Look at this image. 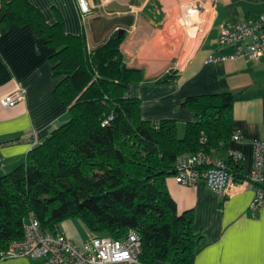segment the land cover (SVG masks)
<instances>
[{
	"label": "trees",
	"instance_id": "1",
	"mask_svg": "<svg viewBox=\"0 0 264 264\" xmlns=\"http://www.w3.org/2000/svg\"><path fill=\"white\" fill-rule=\"evenodd\" d=\"M0 13L2 32L31 25L55 50V92L70 113L24 163L0 177V253L24 238L33 213L51 232L69 220L116 240L136 231L142 264H194L200 238L193 212L178 211L167 180L180 155L210 154L231 141L234 94L189 97L183 107L195 119L180 137L176 120H145L141 99L128 96L130 84L143 81V74L126 64V32L115 30L90 48L85 28L68 34L62 21L48 24L28 0H1ZM173 80L170 72L157 82ZM231 168L237 180L245 178L244 164L231 162Z\"/></svg>",
	"mask_w": 264,
	"mask_h": 264
},
{
	"label": "crops",
	"instance_id": "2",
	"mask_svg": "<svg viewBox=\"0 0 264 264\" xmlns=\"http://www.w3.org/2000/svg\"><path fill=\"white\" fill-rule=\"evenodd\" d=\"M28 1L48 24L62 21L72 35H80L85 28L89 47L99 45L91 24L97 17L92 14L83 21L75 0ZM118 2L130 6V11L102 8L100 17L135 16L121 47L128 67L143 74V81L128 89L129 97L141 99L142 118L176 120L179 136L184 137L186 125L195 119L194 111L183 107L189 97L233 93L234 129L241 131L242 140L231 139L209 155L213 160H229L232 150L241 151L246 173L253 162L254 142L264 139V54L259 62L210 61V57L232 51L219 46L222 26L263 15L264 0ZM54 52L31 25H15L5 33L0 28V177L24 163L35 146L70 119L55 92L58 81L50 60ZM170 72L175 80L157 82ZM17 91L23 93V101L6 107L4 99ZM167 184L178 211L193 212L194 231L200 238L194 264H264V205L256 213L250 208L256 186L246 184L224 199L204 180L182 185L171 176ZM59 229L78 245L94 236L82 220L66 221ZM0 264L47 263L20 257Z\"/></svg>",
	"mask_w": 264,
	"mask_h": 264
},
{
	"label": "built area",
	"instance_id": "3",
	"mask_svg": "<svg viewBox=\"0 0 264 264\" xmlns=\"http://www.w3.org/2000/svg\"><path fill=\"white\" fill-rule=\"evenodd\" d=\"M83 21L93 10L106 6L113 0H75ZM221 48H230L229 53L214 54L210 61H228L239 58L259 62L264 54V14L250 16L243 20L226 23L219 37ZM24 95L17 91L4 99L6 107H14L23 101ZM108 123V121L106 122ZM242 140L241 131L235 130L232 141ZM206 142V139L203 140ZM241 151L232 150L229 160H213L200 150L180 155L174 165V176L182 185H193L204 180L208 187L226 199L246 184L256 186V194L250 208L256 213L264 205V139L254 142L253 162L245 178L237 180L231 168L234 164H245ZM2 161L0 155V162ZM142 253V239L131 230L123 240L107 236H93L83 245L76 244L64 232L43 229L41 222L32 213L22 240L13 242L0 253V261L27 257L47 264H139Z\"/></svg>",
	"mask_w": 264,
	"mask_h": 264
},
{
	"label": "water",
	"instance_id": "4",
	"mask_svg": "<svg viewBox=\"0 0 264 264\" xmlns=\"http://www.w3.org/2000/svg\"><path fill=\"white\" fill-rule=\"evenodd\" d=\"M107 10L116 12H126L130 9V6L122 4L118 1H113L106 6ZM135 22V16L132 14H125L122 16H115L109 18L106 16L95 18L91 24L94 30V34L98 43H103L115 28H119L121 33H125L127 28L133 26Z\"/></svg>",
	"mask_w": 264,
	"mask_h": 264
},
{
	"label": "rangeland",
	"instance_id": "5",
	"mask_svg": "<svg viewBox=\"0 0 264 264\" xmlns=\"http://www.w3.org/2000/svg\"><path fill=\"white\" fill-rule=\"evenodd\" d=\"M113 1H118V0H113ZM137 1V0H136ZM139 2H143L144 0H138ZM97 4H99V2H100V0H96L95 1ZM111 3V2H110ZM109 3V4H110ZM101 10H102V7H98V8H96V9H94L93 10V13L92 14H94L97 18H99L100 17V15H101ZM130 11V10H129ZM129 11H126V12H129ZM119 13H123V12H119ZM113 18V17H112ZM115 30H119V28H115L113 31H115ZM136 83V82H135ZM131 85H133V83L132 84H130V86ZM129 86V87H130ZM129 89V88H128ZM188 108V107H187ZM188 109H190V108H188ZM190 110H192V109H190ZM193 111V110H192ZM182 129V128H181Z\"/></svg>",
	"mask_w": 264,
	"mask_h": 264
}]
</instances>
